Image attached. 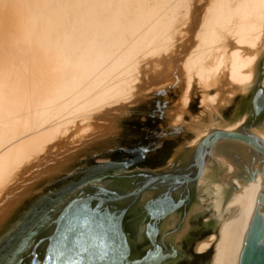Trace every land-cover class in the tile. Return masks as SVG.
Wrapping results in <instances>:
<instances>
[{
  "label": "bare ground",
  "instance_id": "6f19581e",
  "mask_svg": "<svg viewBox=\"0 0 264 264\" xmlns=\"http://www.w3.org/2000/svg\"><path fill=\"white\" fill-rule=\"evenodd\" d=\"M262 48L264 0H0V222L153 90L178 86L167 115L194 134L190 146L212 128L240 127L246 117L217 118L256 82ZM263 183L259 174L246 185ZM210 192L224 197L217 179ZM229 196L219 264H239L255 208L235 188Z\"/></svg>",
  "mask_w": 264,
  "mask_h": 264
},
{
  "label": "water",
  "instance_id": "95a60500",
  "mask_svg": "<svg viewBox=\"0 0 264 264\" xmlns=\"http://www.w3.org/2000/svg\"><path fill=\"white\" fill-rule=\"evenodd\" d=\"M237 111L244 124L212 128L163 169L139 168L147 150L110 151L28 197L0 224V264H219L231 188L255 205L239 264H264V183L246 185L264 177V56Z\"/></svg>",
  "mask_w": 264,
  "mask_h": 264
},
{
  "label": "rangeland",
  "instance_id": "374dc122",
  "mask_svg": "<svg viewBox=\"0 0 264 264\" xmlns=\"http://www.w3.org/2000/svg\"><path fill=\"white\" fill-rule=\"evenodd\" d=\"M261 52L259 61L264 56V48H262ZM259 61L256 66V76L258 74ZM254 84L235 91L234 95H236H233L231 101L221 108L217 118V122L219 119L218 123L232 124L240 119L237 111L238 104ZM149 94L141 101L129 105L126 112L118 114L117 128L114 133L87 147L64 170L40 179L34 185L35 188L33 187L29 193L20 199L0 224L28 197L62 177L94 164L111 161V156L108 154L110 151L126 149L147 150L148 152L139 166L142 169H163L173 162L185 147L191 145L194 138V134L185 128L172 127L167 115L175 105L174 102L178 98L179 88L177 85H168L165 88L153 90ZM190 109L193 113L199 111L198 94L193 95ZM243 117L247 118V115L244 114ZM130 158V156L124 157V159Z\"/></svg>",
  "mask_w": 264,
  "mask_h": 264
},
{
  "label": "flooded vegetation",
  "instance_id": "af4514ba",
  "mask_svg": "<svg viewBox=\"0 0 264 264\" xmlns=\"http://www.w3.org/2000/svg\"><path fill=\"white\" fill-rule=\"evenodd\" d=\"M149 227H150V232L148 233V235H149V239L148 240H149L150 243H153V242H155L156 232L154 231L153 225L151 223L149 224ZM126 230L129 231V232L131 231L132 233L135 232L134 227H132L130 225V223L126 226Z\"/></svg>",
  "mask_w": 264,
  "mask_h": 264
}]
</instances>
